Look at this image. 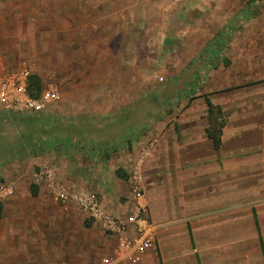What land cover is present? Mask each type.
I'll use <instances>...</instances> for the list:
<instances>
[{"label":"rangeland","instance_id":"rangeland-1","mask_svg":"<svg viewBox=\"0 0 264 264\" xmlns=\"http://www.w3.org/2000/svg\"><path fill=\"white\" fill-rule=\"evenodd\" d=\"M115 1L117 5L102 12H114L115 6L123 15L132 10L124 25L134 29L128 33L124 28L126 33L120 30L113 38L54 37L39 30L34 4L0 3V76L27 70L41 79L42 90L34 97L46 91L59 94L40 114L0 111V162L14 149L19 163L10 166L13 171L0 163V183L10 181L17 170L34 171L29 183L46 196L39 204L58 209L59 220L69 225L74 264H87L80 255L82 236L92 239L89 255L94 264H101L115 240L74 204L53 199L41 176L45 165H54L62 180L76 188L105 195L114 212H130L138 201L148 207L145 186L152 165L145 161L163 126H171L182 112H206L205 97L225 102L228 94L248 98L264 87L255 81L264 78V0ZM91 11L99 7L94 4ZM75 43L91 51L84 53ZM54 112L124 114L110 121L109 128L101 123L104 117H82L73 131L70 122L56 121ZM4 129L13 133L3 134ZM177 134L169 140H184ZM113 137L117 140L112 142ZM25 138H35L34 143L19 149ZM182 151L189 152L182 154L189 158L204 155L198 149ZM263 151L244 149L235 155L258 158ZM201 168L190 165L183 171L200 174ZM102 232L103 242L95 245L94 238ZM60 241L57 260H69ZM48 245L45 255L55 258L53 264L56 253Z\"/></svg>","mask_w":264,"mask_h":264},{"label":"crops","instance_id":"crops-1","mask_svg":"<svg viewBox=\"0 0 264 264\" xmlns=\"http://www.w3.org/2000/svg\"><path fill=\"white\" fill-rule=\"evenodd\" d=\"M0 3L34 4L38 11L35 20L39 30L42 33L51 31V35L58 38H113L120 35V30L126 33L124 28L130 30L128 33L134 29L124 25V20L132 17V10L123 15L116 12L119 9L115 6L114 12H102L103 8L117 5L115 0H0ZM94 4L99 7L96 13L91 11ZM26 18L31 19L30 16ZM75 45L77 49L80 47ZM80 50L84 53L91 51L85 44ZM107 51L103 50L109 53ZM257 80L258 85L264 84V78ZM254 91L248 98L228 94L225 102H216L208 97L223 111L224 126L219 149H215L207 133L211 120L206 97V112H182L180 118H174L171 126H163L165 130H161L159 140L145 161L148 167L152 165L147 170L149 179L145 194L151 218L157 227L156 244L137 262L122 264H264V155L258 158L235 155L244 149L264 150V87ZM123 114L56 112L55 118L58 122H70L74 131L80 126L82 117H104L106 119L102 118L101 123L109 128L110 121ZM2 133L9 135L13 132L4 129ZM177 133L184 135V140H169L177 137ZM34 139L25 138V143L18 148L30 146ZM115 139L113 137L112 142ZM197 142L199 144H195ZM107 144L110 145L109 142ZM184 148L198 149L204 155L183 156L189 154L182 151ZM172 150L178 152L176 156ZM7 153L8 156L0 163L5 162L13 171L10 166L19 164L16 163L18 157L14 156V149ZM190 165L202 166L201 173L183 171L184 166ZM30 169L17 170L15 175L11 173L9 180L16 190L1 204L0 264H50L55 258L45 255L50 252L48 244L56 253L53 264H74L71 260L74 237L68 230L69 225L67 221L59 220L58 209L51 207L46 210L39 204L46 196L39 187L30 185L34 172ZM106 204L111 209L107 197ZM103 232L102 236L99 233L98 238H94L95 245L103 242ZM59 237L62 249L70 254L69 260L67 257L66 261L57 260ZM82 241L80 255L83 261L94 264L89 255L92 239L86 240L82 236Z\"/></svg>","mask_w":264,"mask_h":264},{"label":"built area","instance_id":"built-area-1","mask_svg":"<svg viewBox=\"0 0 264 264\" xmlns=\"http://www.w3.org/2000/svg\"><path fill=\"white\" fill-rule=\"evenodd\" d=\"M30 73L19 70L0 76V111H31L40 114L59 94L46 91L34 97L29 89ZM44 185L56 202L74 204L93 223L115 240L111 251L101 258V264L137 262L155 247L157 227L148 207L140 201L130 212H114L106 204V196L98 192L80 190L62 180L54 165H45L41 171ZM137 180L139 176L135 175ZM13 182L0 183V202L15 193Z\"/></svg>","mask_w":264,"mask_h":264},{"label":"trees","instance_id":"trees-1","mask_svg":"<svg viewBox=\"0 0 264 264\" xmlns=\"http://www.w3.org/2000/svg\"><path fill=\"white\" fill-rule=\"evenodd\" d=\"M29 89L35 96H37L41 92V79L39 76H30ZM206 102L208 105V112L211 120V125L207 128V133L208 136L213 140L215 149H219L222 143V128L224 126L223 111L220 106L213 104L208 97H206ZM1 206L2 205L0 202V212Z\"/></svg>","mask_w":264,"mask_h":264}]
</instances>
